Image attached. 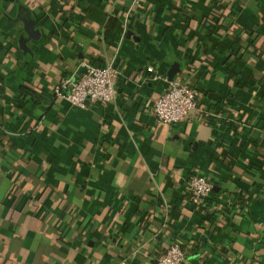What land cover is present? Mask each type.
<instances>
[{
	"label": "crops",
	"instance_id": "0c3cea01",
	"mask_svg": "<svg viewBox=\"0 0 264 264\" xmlns=\"http://www.w3.org/2000/svg\"><path fill=\"white\" fill-rule=\"evenodd\" d=\"M16 1L32 30L0 0V264H109V235L118 264H157L174 241L184 264H264V94L236 59L248 40V66L254 50L264 61V0H142L134 12L130 0ZM207 18L218 27L198 32ZM90 57L118 68L115 100L50 103ZM175 79L197 91L198 110L170 127L148 106ZM195 174L219 187L217 217L188 201Z\"/></svg>",
	"mask_w": 264,
	"mask_h": 264
},
{
	"label": "built area",
	"instance_id": "2783aa9c",
	"mask_svg": "<svg viewBox=\"0 0 264 264\" xmlns=\"http://www.w3.org/2000/svg\"><path fill=\"white\" fill-rule=\"evenodd\" d=\"M132 4L133 12L142 8V0H133ZM82 63L84 68L81 73L61 79L54 88L56 101L80 110L112 103L116 98V84L120 74L118 68L112 63ZM148 109L158 123L170 127L181 124L189 114L198 110L197 91L187 82L175 79L167 82L162 94L152 101ZM212 186L205 176L193 175L186 192L188 201L196 207L206 204L212 195ZM185 258L181 244L174 241L157 256L156 263L184 264Z\"/></svg>",
	"mask_w": 264,
	"mask_h": 264
},
{
	"label": "trees",
	"instance_id": "16d2710c",
	"mask_svg": "<svg viewBox=\"0 0 264 264\" xmlns=\"http://www.w3.org/2000/svg\"><path fill=\"white\" fill-rule=\"evenodd\" d=\"M13 1L15 3H17V6H19V9H20L19 12L22 13L21 20L25 24V21H29L32 16H30V13H28V10L26 8L20 6V4L18 5V2L16 0H13ZM130 1H133V0H130ZM45 10L46 11L48 10L47 6L38 7V8H36L35 14L40 13V12H45ZM56 20H58V21L60 20L61 21V23H62L61 28L68 31L67 33L69 34L71 39H73V35L74 34L76 35V33H78L77 29L75 27L71 26L72 24H70L69 19L64 17V16H62L61 13H60L58 19H56ZM118 23L119 22H118L117 18L107 15V17L105 19V22H104V25H103V32L106 33V34L113 33L115 31L116 26L118 25ZM205 26L213 27V28H215V26L218 27L216 20L207 18L204 21V23L202 25H200V27H202V28L198 32H201ZM227 27L228 28L230 27L229 24L227 25ZM131 28H132V24L129 27V29H131ZM47 36L49 38H51L53 36L55 37V33L54 32H48ZM230 41L233 42V40H230ZM247 41L248 40H246V42L243 41V42L238 43V48H237L238 50H237V53H236V59L239 60L241 63H243V65L247 69H249L247 73H244V74L241 73L240 74V80L244 81V84L248 83L251 87L261 90V93L264 94V61H262L263 60V58L261 57L262 53L261 52H255V50L252 52L255 55V58H256V63H255V67H254L255 70H256V72H255L254 69L250 68L248 66V63H247V58H248L247 50L248 49L253 50L252 49V47H253L252 41L251 42H247ZM263 55H264V52H263ZM81 61L82 62H86L88 64H100L101 63V59L100 58L98 59V58H93V57L92 58L91 57L90 58H81ZM259 65L261 67H259ZM259 70H261L262 72H258ZM254 72L256 74H254ZM255 75H256V77H255ZM65 77H66V73L63 74L61 79L65 78ZM61 79H59L58 82H56L52 86L51 91L46 94V97H48L50 103L57 102L56 99H55L53 91H54V88L57 86V84L59 83V81ZM238 81H239V79H238ZM20 90H21V92H25L24 90H26V89L21 87ZM40 95H42V94H40ZM40 95H36L35 93H29V96L33 100L34 105L41 102V96ZM260 170H261V174L264 176V161L261 164V169ZM218 191H219V187L212 186V194L213 195L216 194ZM209 201H211L210 198H209V200H207V204H201V205H199L197 207L199 209H202V210L206 211L207 213L209 211H211L208 214L211 217H217L219 215V213H220L221 205L218 204L217 202H211V204H208ZM43 215L44 214H42L41 217H43ZM230 215L231 214H226L225 218H229ZM101 241H102L101 243L104 245V248L109 250V253L110 252L113 253L112 259H111V263H109V264H118L120 261H123L124 248L123 247H116L115 244L113 243V239L110 237V235L109 236H105ZM210 248H212V246Z\"/></svg>",
	"mask_w": 264,
	"mask_h": 264
},
{
	"label": "water",
	"instance_id": "95a60500",
	"mask_svg": "<svg viewBox=\"0 0 264 264\" xmlns=\"http://www.w3.org/2000/svg\"><path fill=\"white\" fill-rule=\"evenodd\" d=\"M28 22H29V24H28ZM25 28L27 29V30H32V22L29 20V21H25Z\"/></svg>",
	"mask_w": 264,
	"mask_h": 264
}]
</instances>
